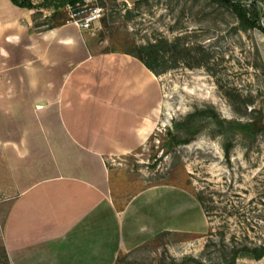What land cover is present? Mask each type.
Listing matches in <instances>:
<instances>
[{
	"label": "crops",
	"instance_id": "1",
	"mask_svg": "<svg viewBox=\"0 0 264 264\" xmlns=\"http://www.w3.org/2000/svg\"><path fill=\"white\" fill-rule=\"evenodd\" d=\"M60 10L0 0V158L10 179L0 185V205L10 202L0 240L10 263L116 264L164 232L206 230L200 203L179 187L116 202L109 162L145 144L159 81L140 60L104 52L97 29L55 23Z\"/></svg>",
	"mask_w": 264,
	"mask_h": 264
},
{
	"label": "rangeland",
	"instance_id": "2",
	"mask_svg": "<svg viewBox=\"0 0 264 264\" xmlns=\"http://www.w3.org/2000/svg\"><path fill=\"white\" fill-rule=\"evenodd\" d=\"M99 5L105 12L93 29L104 52L125 53L158 41L177 44L165 54L168 65L177 61V66L155 75L161 100L145 144L109 162L113 197L122 206L147 188L175 186L203 200L208 220L204 231L164 232L120 255L116 264H185L188 257L212 264L209 254L217 261L229 251L227 245H263L264 131L224 136L212 115L243 124L263 121L264 34L242 31L231 9L210 0H103ZM64 9L55 23L68 21ZM196 112L202 114L191 118ZM188 121L192 133L183 128L177 134L183 143L171 145L176 124ZM6 164L0 158L1 186L10 183ZM9 205H0L2 220ZM194 218L197 229L204 228L200 213ZM0 264H6L1 240ZM236 264H264V258Z\"/></svg>",
	"mask_w": 264,
	"mask_h": 264
},
{
	"label": "trees",
	"instance_id": "3",
	"mask_svg": "<svg viewBox=\"0 0 264 264\" xmlns=\"http://www.w3.org/2000/svg\"><path fill=\"white\" fill-rule=\"evenodd\" d=\"M86 0H44L41 4H36L35 0H11V2L20 7L29 10H39L40 8H50L53 7L55 10L65 8L67 5L76 6L77 4H83ZM103 1V0H99ZM113 1V0H111ZM215 3H219L231 9L233 13L239 20V29L244 32L250 30L258 29L264 34V0H210ZM177 48L176 43H170L168 41H158L155 43H150L147 45H142L136 47L134 50L125 52L138 60H140L154 75L159 76L162 73L166 72L170 68H175L177 66V61L173 66H169L166 60V51H173ZM201 112H196L191 115V118L201 115ZM213 118L216 121L217 126L220 128L219 133L221 135H227L231 131H236L239 133H258L259 131H264V124L259 121L260 117L255 123H235L227 122L221 120L219 116L213 113ZM190 126L188 130L186 127ZM192 124L188 121L186 124H176V132H171L172 137L171 145L183 143L179 137L178 132L185 129V132L192 133L191 129ZM189 141V140H186ZM230 145L225 144L226 155L230 157ZM201 204L203 210L205 206L201 198H196ZM228 252H225L219 260L215 261L211 254H209L208 259L212 264H236L239 259L248 258L253 260H261L264 258V244L259 246H251L248 244L237 246V245H227ZM4 259L6 264H11L8 254L4 245L2 244ZM218 258V257H217ZM185 264L191 262L204 264L202 261H198L195 258H185Z\"/></svg>",
	"mask_w": 264,
	"mask_h": 264
},
{
	"label": "built area",
	"instance_id": "4",
	"mask_svg": "<svg viewBox=\"0 0 264 264\" xmlns=\"http://www.w3.org/2000/svg\"><path fill=\"white\" fill-rule=\"evenodd\" d=\"M68 23L76 25L82 31H91L104 16V8L99 5V0H86L76 6L67 5Z\"/></svg>",
	"mask_w": 264,
	"mask_h": 264
},
{
	"label": "water",
	"instance_id": "5",
	"mask_svg": "<svg viewBox=\"0 0 264 264\" xmlns=\"http://www.w3.org/2000/svg\"><path fill=\"white\" fill-rule=\"evenodd\" d=\"M262 115H263V124H264V104H263V108H262Z\"/></svg>",
	"mask_w": 264,
	"mask_h": 264
}]
</instances>
